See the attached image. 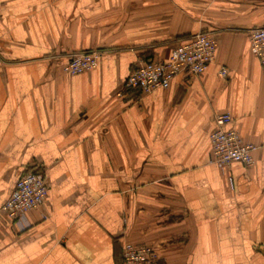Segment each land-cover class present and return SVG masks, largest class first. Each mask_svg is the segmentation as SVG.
<instances>
[{"label": "crops", "instance_id": "obj_1", "mask_svg": "<svg viewBox=\"0 0 264 264\" xmlns=\"http://www.w3.org/2000/svg\"><path fill=\"white\" fill-rule=\"evenodd\" d=\"M263 26L264 0H0V264H120L125 242L158 264H264V66L248 40ZM199 32L217 44L201 75L124 88ZM93 50L95 69L62 73ZM223 113L258 147L252 167L210 162ZM26 172L48 193L13 222L1 207Z\"/></svg>", "mask_w": 264, "mask_h": 264}, {"label": "built area", "instance_id": "obj_2", "mask_svg": "<svg viewBox=\"0 0 264 264\" xmlns=\"http://www.w3.org/2000/svg\"><path fill=\"white\" fill-rule=\"evenodd\" d=\"M249 51L264 66V26L248 31ZM216 41L208 32H199L186 43L175 47L166 61L147 60L138 63L127 77L126 90L139 89L143 94L167 90L176 75L190 77L201 75L215 60ZM102 53L97 50L73 53L61 67L65 75L75 76L97 67ZM2 61L0 60V65ZM227 69L219 75L227 76ZM230 115L223 113L215 116L214 128L209 135L211 146L210 162L218 169L226 170L233 163L250 168L254 164V152L258 147L244 143L235 129H227ZM232 183V179L228 177ZM48 189L43 174L26 172L15 182L14 189L1 207L13 222H18L29 211L38 208ZM157 251L150 245H134L125 242L121 246L120 264H158Z\"/></svg>", "mask_w": 264, "mask_h": 264}]
</instances>
